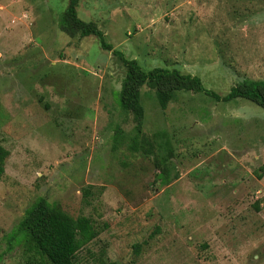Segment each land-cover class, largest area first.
I'll return each instance as SVG.
<instances>
[{
  "label": "rangeland",
  "instance_id": "obj_1",
  "mask_svg": "<svg viewBox=\"0 0 264 264\" xmlns=\"http://www.w3.org/2000/svg\"><path fill=\"white\" fill-rule=\"evenodd\" d=\"M69 3L0 0V264H28L8 235L40 196L99 230L78 264H264V108L181 90L163 109L145 85L137 134L118 102L126 67L98 36L62 30ZM77 11L145 70L178 69L222 95L264 80V0H80Z\"/></svg>",
  "mask_w": 264,
  "mask_h": 264
},
{
  "label": "trees",
  "instance_id": "obj_2",
  "mask_svg": "<svg viewBox=\"0 0 264 264\" xmlns=\"http://www.w3.org/2000/svg\"><path fill=\"white\" fill-rule=\"evenodd\" d=\"M80 0H70L60 20L62 30L71 36L80 34L98 36L103 49L113 51L126 67V74L119 91L118 102L122 108L132 112L136 121V133L141 134L145 118L141 104V89L147 85L156 91L160 106L166 109L178 91L192 90L205 92L217 101H231L237 98L250 100L264 108V80L246 78L232 86L224 95L205 87L199 76L182 73L178 69L154 67L145 70L136 59L128 58L124 52L115 49L106 41L105 33L93 21H85L78 16ZM10 151L0 144V176L5 173V164ZM257 172L264 176V163ZM165 171V172H164ZM165 167L161 173L162 183H170ZM99 234L93 220L85 215L73 217L55 203L43 196L35 199L25 211L24 217L9 233L8 248L20 245L28 264H78L77 254L86 244ZM140 245H135L136 252ZM2 254H0V261ZM107 264H118L109 261Z\"/></svg>",
  "mask_w": 264,
  "mask_h": 264
}]
</instances>
